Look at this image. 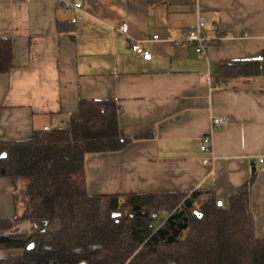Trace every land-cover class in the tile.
<instances>
[{"label":"crops","instance_id":"crops-1","mask_svg":"<svg viewBox=\"0 0 264 264\" xmlns=\"http://www.w3.org/2000/svg\"><path fill=\"white\" fill-rule=\"evenodd\" d=\"M81 1L76 9L60 0H0V37L12 39L14 60L0 73V142L66 126L82 101L114 99L133 140L88 156L90 194L202 191L223 205L255 175L251 208L264 238V80L220 76L226 61L262 56L264 0ZM199 16L207 55L175 43ZM133 39L152 59L136 56ZM214 116L229 125L214 130ZM208 134L212 149L203 151ZM19 184L0 176V218L22 212ZM14 229L27 233L30 224Z\"/></svg>","mask_w":264,"mask_h":264},{"label":"trees","instance_id":"trees-1","mask_svg":"<svg viewBox=\"0 0 264 264\" xmlns=\"http://www.w3.org/2000/svg\"><path fill=\"white\" fill-rule=\"evenodd\" d=\"M13 67L12 39L0 37V73ZM220 76L264 80V52L224 62ZM119 112L114 99L82 101L68 125L0 142V176L20 183L22 207L0 218V250L22 254L0 256V264H264L251 208L255 175L223 205L202 191L88 192V156L121 151L133 140ZM157 202L168 216L156 228ZM20 221L29 222V232L14 229Z\"/></svg>","mask_w":264,"mask_h":264},{"label":"built area","instance_id":"built-area-1","mask_svg":"<svg viewBox=\"0 0 264 264\" xmlns=\"http://www.w3.org/2000/svg\"><path fill=\"white\" fill-rule=\"evenodd\" d=\"M60 2L68 8L81 9L83 5L81 0H60ZM205 25H206L205 18L199 16L197 26L189 33H187V35L182 40H175V43L186 42L192 45L197 53L202 55H207V51L209 49L211 40L203 31ZM123 31L126 33L129 32L127 27H124ZM154 38L158 39L159 35H155ZM131 49L138 57H141L146 60L152 59L153 56L152 52L150 50L145 49L141 41L133 39L131 42ZM229 123L230 120L228 119V117H222V116L212 117V127L214 130L227 127ZM212 141L213 138L211 134L205 135L202 144V150L210 151L212 149ZM205 162L208 163L209 161H205Z\"/></svg>","mask_w":264,"mask_h":264},{"label":"rangeland","instance_id":"rangeland-1","mask_svg":"<svg viewBox=\"0 0 264 264\" xmlns=\"http://www.w3.org/2000/svg\"><path fill=\"white\" fill-rule=\"evenodd\" d=\"M164 204L162 202H157V205L155 206V211L158 213L155 218V226L156 228L159 227L161 220L165 219L168 216V213L164 210ZM6 254V255H17V250H0V254Z\"/></svg>","mask_w":264,"mask_h":264},{"label":"water","instance_id":"water-1","mask_svg":"<svg viewBox=\"0 0 264 264\" xmlns=\"http://www.w3.org/2000/svg\"><path fill=\"white\" fill-rule=\"evenodd\" d=\"M256 172V167L254 166L253 168H252V173L254 174ZM155 216H156V214H155ZM33 247V243L29 246V248L31 249Z\"/></svg>","mask_w":264,"mask_h":264}]
</instances>
